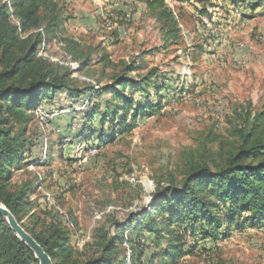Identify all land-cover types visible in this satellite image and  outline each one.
I'll use <instances>...</instances> for the list:
<instances>
[{
    "label": "rangeland",
    "instance_id": "obj_1",
    "mask_svg": "<svg viewBox=\"0 0 264 264\" xmlns=\"http://www.w3.org/2000/svg\"><path fill=\"white\" fill-rule=\"evenodd\" d=\"M54 1L64 31L44 36L38 56L69 69L72 88L157 73L150 98L126 89L135 104L149 106L135 123L127 115L123 133L111 136L110 117V124L99 117L89 122L85 111L94 103L67 90L31 110V120L12 122L22 134L24 158L12 167L10 188L36 187L22 222L39 230L52 219L63 221L74 247L84 251L93 249L86 245L97 229L113 231L149 211L157 187L180 185L191 165L230 149L235 128L264 113V0H249L240 15L238 0H167L175 17L170 26L143 3ZM155 86L168 89L159 101ZM107 100L112 97L96 101ZM225 234L223 227L217 240L203 239L200 230L184 235L187 253L177 264H264V222ZM125 237L134 243L120 246L118 261L129 264L133 255L134 263L158 264L159 258L150 261L148 233L141 240L127 229Z\"/></svg>",
    "mask_w": 264,
    "mask_h": 264
},
{
    "label": "trees",
    "instance_id": "obj_2",
    "mask_svg": "<svg viewBox=\"0 0 264 264\" xmlns=\"http://www.w3.org/2000/svg\"><path fill=\"white\" fill-rule=\"evenodd\" d=\"M129 1L143 3L158 19L169 22V26L175 22L167 0ZM201 12L206 13V8ZM62 31L64 17L56 1L0 0V200L43 246L53 264H126L118 261V251L123 243H134V239L125 237L127 229L139 232L141 240L146 233L150 235V246L154 248L151 262L159 258L158 264H177L187 253L183 239L189 232L195 234L200 230L203 239L217 240L223 227L226 236L234 226L263 225L264 113L255 114L248 126L235 128L237 142L230 149L220 147L215 158L191 165L180 185L157 187L149 211L128 223L117 224L113 231L106 227L97 229L92 245H86L87 249H93L77 250L63 221L52 219L39 230L24 224L22 220L36 187L26 184L20 189L10 188L12 167L24 158L22 134L15 132L12 122L31 120V110L36 111L43 101L52 103L67 90L77 101L84 97L94 103L92 109L85 111L89 122L99 117L103 124L110 117L111 124L107 122L114 136L116 130L119 133L129 130L125 119L130 112L135 123L149 106L142 102L135 104L134 96L128 95L126 89L144 92L150 98V81L157 74L152 72L139 80L121 75L112 84L97 89L72 88L69 69L38 56L44 36ZM163 88L155 86L158 101L161 92L168 90ZM92 90L95 92L90 93ZM106 95L112 100L96 101ZM120 115L123 120L114 125ZM56 153L59 158L63 156L60 150ZM130 258L135 260L133 255ZM134 260L130 264H137ZM0 264H40L33 250L1 214Z\"/></svg>",
    "mask_w": 264,
    "mask_h": 264
},
{
    "label": "water",
    "instance_id": "obj_3",
    "mask_svg": "<svg viewBox=\"0 0 264 264\" xmlns=\"http://www.w3.org/2000/svg\"><path fill=\"white\" fill-rule=\"evenodd\" d=\"M0 214L5 217L17 236L33 250L40 264H53L43 246L22 226L13 213L0 200Z\"/></svg>",
    "mask_w": 264,
    "mask_h": 264
},
{
    "label": "built area",
    "instance_id": "obj_4",
    "mask_svg": "<svg viewBox=\"0 0 264 264\" xmlns=\"http://www.w3.org/2000/svg\"><path fill=\"white\" fill-rule=\"evenodd\" d=\"M240 1H242V2H246V5L245 4H243L242 2H240ZM250 1H253V0H250ZM244 2V3H245ZM249 2V0H238V3H237V7H235V12L237 13V14H241V13H243L244 12V10L245 9H247L249 6L247 5V3ZM261 6H262V8H263V11H264V2L263 3H261ZM246 7V8H245ZM130 264V263H129Z\"/></svg>",
    "mask_w": 264,
    "mask_h": 264
}]
</instances>
